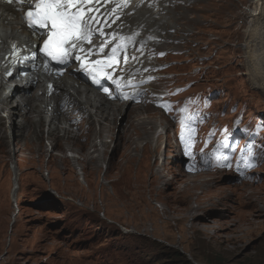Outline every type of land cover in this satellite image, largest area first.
I'll return each instance as SVG.
<instances>
[{
  "label": "rangeland",
  "instance_id": "obj_1",
  "mask_svg": "<svg viewBox=\"0 0 264 264\" xmlns=\"http://www.w3.org/2000/svg\"><path fill=\"white\" fill-rule=\"evenodd\" d=\"M254 2L181 1L175 9V3L166 4L182 18L177 19L174 29L170 28L172 20L166 23L162 37L170 40L162 45V51L188 50L190 62L198 64V48L204 46L208 48L205 54L211 57V72L205 79L185 71L167 86L191 81L192 93L217 90L219 95L209 113L218 115L231 104L243 108L248 120H264V91L252 85L245 49ZM175 60L188 59L171 55L167 61ZM143 107L138 111L141 125L153 119L161 131L163 124H171L160 111ZM129 114L136 115L137 108L125 105L116 130L98 131L107 140L103 149L101 137L97 139L102 153L99 157L91 148L93 143L89 146L93 128L89 130L87 124L80 127L74 123L79 140L75 138L71 149L57 133L45 134L40 118L38 124L20 131L9 124L7 135L11 139L0 125V264H264V167L255 184H241L222 173L214 174L206 186L195 190L169 152L168 141L180 153L174 127L159 140L163 153L159 160V149L145 151L142 156V131L129 139L121 130ZM233 117L219 119L226 123ZM21 121L25 119L18 117L14 124ZM155 129L153 126L149 131L153 134ZM118 134L122 140L117 142ZM47 141L57 143L51 152ZM87 153L90 156L83 162ZM61 156L70 160L63 161ZM74 156L77 158H70ZM145 159L144 165L161 172L160 185L154 176L143 172L141 160ZM17 161L21 176L18 191L11 198L12 166ZM225 188L234 194H224ZM202 198L207 206L198 211L200 216L188 215V207L198 208L197 201ZM14 201L19 208L17 216ZM13 215L17 221L11 226Z\"/></svg>",
  "mask_w": 264,
  "mask_h": 264
},
{
  "label": "bare ground",
  "instance_id": "obj_2",
  "mask_svg": "<svg viewBox=\"0 0 264 264\" xmlns=\"http://www.w3.org/2000/svg\"><path fill=\"white\" fill-rule=\"evenodd\" d=\"M181 1H186V3H193V0H147L146 3H148V5H143L142 8H138L137 10H135L134 15L129 17V20L126 22L125 28H127V25H129L128 27L138 34L146 33L147 35H149V32H151L152 36H154L155 38L165 39L166 41H163V43L164 45H167V41H169L170 38L162 37V33L166 31L168 27V24L166 23H168L169 20H172L171 22L169 21L172 25V27L170 28L174 29L177 23V19H180L182 17L181 14H179V16L178 14H175L170 7H168V9L166 7V4H169L168 6H171L173 3H175V7H173V9H175L177 8L176 3H180ZM254 3L256 4V6L252 11L251 20L253 31L250 32L249 42L246 44V59L247 64L249 65V75L252 77V85L255 89L264 91V24L261 23V14L264 13V0H255ZM0 33L2 34L4 45L5 42L9 40V44L11 46L15 44L18 50L26 53L24 57L27 61L29 60L30 65H38L39 61L36 59V56L33 57L32 44L35 41V38L23 26L22 15L16 12L14 6L8 4L6 0L0 2ZM160 48H162V46ZM10 60L16 61V59H13V56L10 58ZM3 61H5V58L3 59ZM1 64L2 62H0V68ZM24 65L25 64H23L22 66ZM28 71L29 73H27V76H24L19 80H14L16 82L14 91L18 93V97L13 98L12 100H9L10 97L6 96V91L8 89V80H6V78H3V76L1 75L2 72L0 71V125L3 126V128L5 126V128L7 129V131H4L6 135L9 134V124L11 129L14 127L13 129L17 128L20 131L31 125L38 124L37 121L40 118L43 121V124L46 122V126H44L43 132H46L47 130L49 134L57 133L59 137L67 141V146L71 149V145L74 146L75 144V138H77L78 140L79 138L73 131L74 126L71 125V121L68 120L67 117H70L77 111L80 117L83 116L85 118L83 121L86 122L87 126L89 127L88 129L90 130L91 128H93V130L90 132L93 137L89 139L88 143L89 146L91 143H93L91 145V148L94 150V154H96L98 157L101 156L102 153L100 152L101 150L99 151V145H103V149H105L107 146V140L104 139V137L100 135L98 131H101V134H104V131L116 130V122L118 121L119 117L123 115V112L125 111V105L119 106L112 103H106L96 90L87 87H85V89H81L77 87V84H79V80H77L73 76H65L63 79L53 80V83L56 87L55 90L61 91L63 94H66V96L70 100V103L74 105V108L72 110L63 111L60 108V105H57L50 111L49 108L52 106V103L47 102V87H44V85L42 84L40 74L31 70ZM15 77H18V75H16ZM30 89L34 90L32 91V93L27 94ZM56 97L57 96H53L51 99H55ZM136 108L137 114L133 116L129 114L130 118L127 119L126 126L121 129L122 132L126 136H129L130 139V136H133L134 133L138 134L139 131H142V139L144 143V145L140 149V153L142 154V156L143 152L150 149H159L160 151L159 140H161L163 135H166V133L173 128V125L170 123L163 124L164 128L163 130H161L162 135L159 134L160 136L156 137L157 139H155V135L162 127L155 123L153 119H151L150 122L144 121L143 125H141L140 122L143 121V119H141V114L138 113V111L139 109H143L144 107L139 106ZM41 113H43V115H40ZM18 117H21V119H25L24 122H22L23 120L21 121L20 125L14 124L16 123V119ZM54 120H56V122ZM24 123L27 125H25ZM149 126H151V128L154 126L156 128V133L152 134V132L149 131V129H151ZM0 133L3 132L0 130ZM114 135L111 139H114ZM99 136L102 139L100 144L97 143V139L100 138ZM6 137L10 139L11 136L9 137L7 135ZM115 137L117 142L119 140H122L119 134ZM68 139H70L71 142H68ZM168 144L169 148H171L169 149V152L172 153L173 160L181 166L183 162L181 154H178L176 152L177 148L174 145L172 146L170 141H168ZM87 151L88 150H86V152ZM152 153L153 157L157 155L154 151ZM160 153L158 154V160L163 155L161 151ZM87 156H90V154L87 153L83 155V162H86ZM61 158H63V161L66 160L65 158L70 160L68 156H61ZM70 158L72 159L77 157L74 156ZM94 158L95 156L92 159ZM141 161L143 163L141 165V167L143 168V172H148L150 177L154 176V179L158 181L160 185L163 182L161 172L154 167H147V165H144L146 163V159L144 161ZM164 162V164H167L168 160L165 159ZM15 164L16 165L12 166L14 175L12 179L13 187L11 190V198L14 197L18 191L17 185L21 176V169L19 167L18 161L15 162ZM178 174L181 175L180 172ZM211 175L212 174H204L201 176L188 175L189 180H191V183L188 185L192 184L190 188L193 187L195 190L198 189L199 186L204 187L208 183V178H214V175ZM163 187L164 185L162 186V189ZM223 192L226 195L228 193L234 194V191L231 188H225ZM253 196L254 194H252V197ZM202 199V201H197V204L199 206L198 208H193L190 206L188 207V215H192V217L200 216L197 215L198 211L207 206V203H205V198ZM259 201L262 203L261 199ZM15 215L17 216L18 214L16 213ZM16 216H13L12 224L17 221ZM122 244L123 243L120 242V245Z\"/></svg>",
  "mask_w": 264,
  "mask_h": 264
},
{
  "label": "snow or ice",
  "instance_id": "obj_3",
  "mask_svg": "<svg viewBox=\"0 0 264 264\" xmlns=\"http://www.w3.org/2000/svg\"><path fill=\"white\" fill-rule=\"evenodd\" d=\"M109 2L110 0H8L9 4L16 3L26 8L24 21L27 27L32 35L42 37L40 53L58 65L68 66L73 61L77 62L93 84L101 87L105 93L111 94L109 88L103 87L102 81H112L117 90L124 86L121 80L114 78V71L121 60L127 63L130 59L127 48L132 43V38L118 37L115 33L111 34V40L106 38L108 34L101 25L107 26L108 20L113 17L119 19L117 9L128 6V0H111L114 6L101 15L99 12L101 5L106 6ZM96 36L105 37L104 42L98 48L86 49L84 45L91 44ZM108 44L113 46L110 52L105 54V47ZM18 54V49L13 44V59H18ZM102 54L104 55L102 59H90L93 55ZM35 55L36 53H33V57ZM122 98L129 99V96L122 94ZM251 151V148H247L241 157L246 167L253 166ZM218 159L227 162L229 157L221 155ZM221 166L228 167L230 164L222 163Z\"/></svg>",
  "mask_w": 264,
  "mask_h": 264
},
{
  "label": "clouds",
  "instance_id": "obj_4",
  "mask_svg": "<svg viewBox=\"0 0 264 264\" xmlns=\"http://www.w3.org/2000/svg\"><path fill=\"white\" fill-rule=\"evenodd\" d=\"M264 167V165H262L261 167H259L258 169H257V171H255V172H252L251 173V177H250V179L251 180H245V179H240L235 173H233V172H231V171H229V172H227V171H225V172H214V171H212V172H209V171H203V172H200V173H198V174H196V175H189V176H198V175H203V174H222V173H224V174H228V175H231L234 179H235V181L236 182H238V183H241L242 184V182H245V183H250V184H255V183H257L258 181H257V177H258V172L262 169ZM181 171V170H180ZM181 173H182V171H181ZM184 174V173H183ZM182 174V175H183ZM16 200V199H15ZM17 201V200H16ZM16 201H14V207H15V210H16V213H18V210H19V208H18V205H17V202ZM15 215V214H14ZM13 215V216H14ZM11 226H12V223H11ZM11 233H12V229H11ZM10 241V240H9ZM4 257H5V254H4Z\"/></svg>",
  "mask_w": 264,
  "mask_h": 264
}]
</instances>
